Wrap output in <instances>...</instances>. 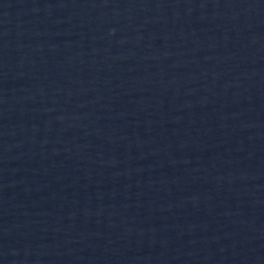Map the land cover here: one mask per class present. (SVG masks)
Listing matches in <instances>:
<instances>
[{"label":"water","instance_id":"95a60500","mask_svg":"<svg viewBox=\"0 0 264 264\" xmlns=\"http://www.w3.org/2000/svg\"><path fill=\"white\" fill-rule=\"evenodd\" d=\"M0 264H264V0H0Z\"/></svg>","mask_w":264,"mask_h":264}]
</instances>
